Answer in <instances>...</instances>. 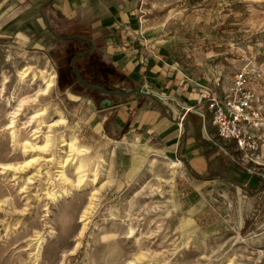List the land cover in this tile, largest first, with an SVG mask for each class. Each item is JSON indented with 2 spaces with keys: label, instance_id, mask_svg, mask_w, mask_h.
<instances>
[{
  "label": "rangeland",
  "instance_id": "1",
  "mask_svg": "<svg viewBox=\"0 0 264 264\" xmlns=\"http://www.w3.org/2000/svg\"><path fill=\"white\" fill-rule=\"evenodd\" d=\"M160 1L165 9L178 10L170 22L183 32L189 29L184 38L204 41L211 72H224L214 86L228 85L244 69L264 115V0ZM54 22L56 30H66L62 21ZM54 41L52 36L29 44L0 39V264H228L229 259L264 264V160L249 163L261 172L251 176L260 181L257 191L241 186L251 172L234 150L226 149L231 155L198 176L179 158L124 134L112 120L96 132L92 122L104 97L75 83L70 62L76 52L69 43ZM28 66L54 73L50 92L31 105L47 108L45 122L37 126L30 118L29 101L10 127L19 100H30L42 86L30 71L18 81ZM90 68L86 64L84 77L107 84ZM56 109L67 119L63 127L56 124ZM61 132L74 135L87 151L73 157ZM49 134L53 143L42 150ZM22 142L33 144V150ZM30 154L37 159L25 164ZM98 155L106 164L91 183ZM166 157L179 160L180 167L170 168ZM80 159L86 165L77 185L79 173L71 163ZM105 181L96 206L82 216L90 193Z\"/></svg>",
  "mask_w": 264,
  "mask_h": 264
},
{
  "label": "crops",
  "instance_id": "2",
  "mask_svg": "<svg viewBox=\"0 0 264 264\" xmlns=\"http://www.w3.org/2000/svg\"><path fill=\"white\" fill-rule=\"evenodd\" d=\"M177 11L169 5L165 9L160 0H0V39L29 44L46 36L58 38L57 34L61 43L82 44L78 53L89 49L87 58L101 59L124 75L122 88L147 90L122 101L126 94L104 97L110 105L98 108L93 129L102 131L112 120L124 134L141 144H154L202 176L224 154L231 155L217 143L208 102L202 100L215 88L214 78L224 72H211L204 41L188 40L183 35L189 29L183 32L172 25V13ZM54 19L62 21L66 32L55 29ZM72 35L91 43L79 38L63 41ZM106 74L108 80L109 71ZM263 158L262 152L257 161ZM251 176L257 178L250 173L241 186L260 190V181Z\"/></svg>",
  "mask_w": 264,
  "mask_h": 264
},
{
  "label": "built area",
  "instance_id": "3",
  "mask_svg": "<svg viewBox=\"0 0 264 264\" xmlns=\"http://www.w3.org/2000/svg\"><path fill=\"white\" fill-rule=\"evenodd\" d=\"M247 75L244 69L237 70L228 85L217 84L202 100L208 102L217 143L224 150L232 146L245 170L261 174L249 163H256L264 146V115Z\"/></svg>",
  "mask_w": 264,
  "mask_h": 264
},
{
  "label": "bare ground",
  "instance_id": "4",
  "mask_svg": "<svg viewBox=\"0 0 264 264\" xmlns=\"http://www.w3.org/2000/svg\"><path fill=\"white\" fill-rule=\"evenodd\" d=\"M29 71H30V74H32L31 77L34 80L39 79L41 81V85L42 86H40L38 88V90L35 91L34 95L32 97H30V100L29 99H23V98L19 100V102L17 103V108H15L10 113V114L13 115L12 118L10 117L11 118L10 127H14L15 128L16 121L13 119V117H14V115L17 114V112L20 110L21 107H23L25 104L29 103V101H30V108H33L31 105L33 103L37 104V101H39V98L41 96L47 95L50 92L51 88L53 87V85L55 83V81H54V73H53L52 70H50L48 68H45V69H39L38 71H34L31 66L25 67L19 72L18 81L19 82L20 81H24V79L28 76ZM5 82H7L6 78L3 79L2 83H5ZM46 109L47 108L44 107V106H40L37 109L33 108L34 111H33V114L30 115V118L34 119V121L37 122V126H39L40 124L45 122L44 116L46 115L45 114L46 111H47ZM55 112H56V115L58 116V119L56 120V124L58 126H60V127L65 126L66 123H67V119H66L65 115L63 114V112L61 110H59V109H56ZM11 132L15 133V129L12 130ZM59 138H60L61 141H64L65 139H67V144H68V147H69V151L71 152L73 157L75 155H78V154L84 152V151H87V149H88L87 147L79 144L77 138L74 135H65L63 132H61L59 134ZM16 140H17V138H16ZM43 141H44V144L41 146V149L42 150L49 149L50 146L53 143L52 136L50 134L49 135H45L44 138H43ZM23 147H24V149L25 148L26 149H29V148L31 149L32 148V150H33V144H31V143L24 142L23 143ZM166 158L168 159V164H169L170 168H179L180 167L181 162L179 160L170 159L168 157H166ZM36 159H37V157L34 154H30V157H29L28 160H26L25 164L32 163ZM103 162H105V160L101 157V155H98L97 158L94 160L93 167L90 169V174L92 176L91 181H90L91 183L94 182V180L96 179L95 177L97 175V172L99 170H101L100 168H103V165H104ZM60 164L63 165L62 162H60ZM105 164H106V162H105ZM71 165L79 173L78 176H77V179H76V182H77V185H78L83 180L82 179V175H81L80 172H81V168L84 167L86 165V163H85L84 159H80V160H77L75 163H71ZM18 168H20V167L19 166L16 167V169H18ZM61 176H62V178H65L63 173L61 174ZM108 184L109 183H107L105 181V183L101 184L98 188H96L94 191H92L90 193L89 199H88V201H87V203H86V205L84 207V210L82 212V216L86 215L89 212L90 209H93V207L96 206L97 201L100 199V197L102 195V192L107 188ZM71 185L72 184L69 183L70 187H71ZM66 190L67 189L63 188L60 191L61 192H65ZM80 220H81V218H80ZM80 229L82 230V228H80ZM81 230H80V232H81ZM138 258H140V257H137V259ZM128 262H130V261H128ZM228 262H229L228 264H242V263H236L232 259H229Z\"/></svg>",
  "mask_w": 264,
  "mask_h": 264
},
{
  "label": "trees",
  "instance_id": "5",
  "mask_svg": "<svg viewBox=\"0 0 264 264\" xmlns=\"http://www.w3.org/2000/svg\"><path fill=\"white\" fill-rule=\"evenodd\" d=\"M52 37L55 40L54 42H59V40L57 38H55L53 35H52ZM73 64H74L75 68L77 69L81 79L87 85H97V86H99L102 89H105L107 91H118V90L122 89V85L125 83L124 75L121 74L116 68L108 67V65L105 64L104 62H102L101 59L92 60L91 58H87V55H84V56L79 57L78 59H76ZM86 64H87V66L90 65V67H91L90 68L91 69L90 74L93 75V77L96 78V79L105 81L107 83V84H105V86L101 85L98 80L95 81L94 79H89V78L83 76V70L85 69ZM80 65L83 66V70L81 69ZM71 71H72V73L74 75V79H76L75 83H77V85L79 87H83L84 89H89L90 91H94L96 93H99L103 97H107L108 96L106 94H103V93L99 92L98 90H95V89L91 88V87L82 85L78 81L77 76H76L72 66H71ZM107 71H109V79L108 80H106ZM115 84H119V86L115 87ZM125 96L129 97V96H132V95L126 94ZM226 149L229 150L230 153H232V151H233V148L230 145L227 146ZM212 154H213V152H210V155H212Z\"/></svg>",
  "mask_w": 264,
  "mask_h": 264
},
{
  "label": "water",
  "instance_id": "6",
  "mask_svg": "<svg viewBox=\"0 0 264 264\" xmlns=\"http://www.w3.org/2000/svg\"><path fill=\"white\" fill-rule=\"evenodd\" d=\"M49 1H50V0H49ZM48 29H51V28L48 26ZM55 35H56L58 38H62L61 36H59V35H57V34H55ZM67 38H68V39L79 38V39H81V40H83V41H86V42L91 43V41L88 40L87 38L80 37V36L72 35V36H69V37H67ZM88 52H89V49H86V50H84L83 52H80V53L74 55V56L72 57V59H71V62H70L71 66H72V68H73V70H74V72H75V74H76V76H77L78 81H79L82 85H84V86H88V87H91V88H93V89H95V90H98L99 92H101V93H103V94H106V95H112V94H118V95H124V94H136V96L139 97V96H141V95H143V94L146 93L147 90H146L145 88H143V87H140V88H134V89H130V88L126 89V88H123V89H124L123 91L118 92V91H107V90L102 89L101 87H99V86H97V85H87L86 83H84L83 80L81 79V77H80V75H79L77 69H76L75 66L73 65V63H74V60H75L76 58H78V57H82V56L86 55ZM118 86H119V84H115V87H118ZM109 105H110V100H109L108 98H104V99H102V100L99 102L98 107H99V108H104V107H107V106H109Z\"/></svg>",
  "mask_w": 264,
  "mask_h": 264
},
{
  "label": "flooded vegetation",
  "instance_id": "7",
  "mask_svg": "<svg viewBox=\"0 0 264 264\" xmlns=\"http://www.w3.org/2000/svg\"><path fill=\"white\" fill-rule=\"evenodd\" d=\"M61 40H62V39H61ZM65 40H66V39L64 38L63 41H65ZM69 45H70V48L74 51V53H75V52L78 53V51L81 50V48H78V47H77V46H79V45L76 44L75 41L70 42ZM76 53H75V54H76ZM100 84H101V85H105L104 82H100Z\"/></svg>",
  "mask_w": 264,
  "mask_h": 264
}]
</instances>
